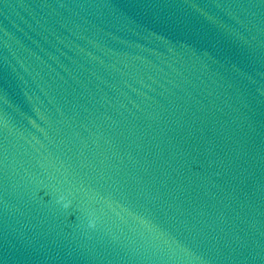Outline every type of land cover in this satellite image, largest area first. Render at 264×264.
<instances>
[{
  "label": "water",
  "instance_id": "water-1",
  "mask_svg": "<svg viewBox=\"0 0 264 264\" xmlns=\"http://www.w3.org/2000/svg\"><path fill=\"white\" fill-rule=\"evenodd\" d=\"M0 264H264V0H0Z\"/></svg>",
  "mask_w": 264,
  "mask_h": 264
}]
</instances>
